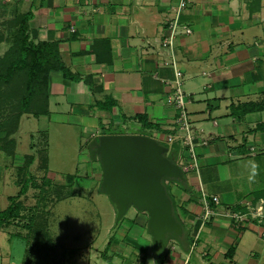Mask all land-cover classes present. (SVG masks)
Instances as JSON below:
<instances>
[{
    "label": "crops",
    "instance_id": "1",
    "mask_svg": "<svg viewBox=\"0 0 264 264\" xmlns=\"http://www.w3.org/2000/svg\"><path fill=\"white\" fill-rule=\"evenodd\" d=\"M177 3L0 0V15L5 9L10 14L30 13L29 39L55 43L61 60L77 76L68 78L62 71L52 70L48 113H24L16 133L22 131L25 116L31 122L44 118L43 126L31 123L27 130L32 139L40 138L41 146L47 144L52 126L76 130L79 160L89 163L90 177L101 191L102 168L97 158H91L90 142L112 133L146 134L165 141L167 134L177 132L179 110L170 96L177 87L175 71L179 70L196 139L198 168L183 169L186 184L165 181L184 232L180 238L170 239L158 254L147 229L148 212L131 207L121 217L135 211L132 222L148 234L150 244L142 247L149 253H141L145 260L140 264L149 263L151 256L153 264H264V219L246 216L236 222L218 214L204 224L201 220L204 194L219 211H247L248 205L257 206L264 199V129L257 128L264 122V0H190L172 32L169 24ZM170 35L172 43H165ZM16 147L17 141L14 154ZM173 147L177 149L175 158L188 163L187 149L180 142ZM249 161L259 164V174L251 182ZM14 162L22 165L21 160L14 158ZM213 195L218 202L211 200ZM46 212H34L38 216L34 226L42 231L36 240H51L44 244L45 249L52 248L54 239L46 230ZM120 244L126 245L124 241ZM34 247L31 253L37 264L40 246ZM8 258L0 251V264H7Z\"/></svg>",
    "mask_w": 264,
    "mask_h": 264
},
{
    "label": "rangeland",
    "instance_id": "2",
    "mask_svg": "<svg viewBox=\"0 0 264 264\" xmlns=\"http://www.w3.org/2000/svg\"><path fill=\"white\" fill-rule=\"evenodd\" d=\"M4 12L0 15V67L16 58L17 52L14 50L18 45V24L15 22L18 13L10 14L8 9ZM25 77L26 70L20 69L12 79L13 83L1 89L0 136L9 129L6 121L8 122L19 101L18 92L23 88ZM14 86L20 87L19 90L15 89L18 93L15 96L12 91ZM27 118L25 116L23 120L22 131L11 135L17 141L16 154L7 153L4 149H12L14 144L6 143L4 138H0V209L10 204L9 197L16 195L21 187V181H18V164L14 162V158L22 163L24 155L28 153L34 154L36 158L29 171L35 175L37 184L30 186L21 197V219L15 220L12 227L0 232V251L5 257H9L7 264H35L31 251L36 248L37 236L28 233L24 225H28L32 213L39 209L47 212L51 210L45 214L48 218L45 229L53 234L54 239L52 248L49 246L47 249L42 247L38 248L39 251L35 250L41 257L37 264H140L144 261L145 256L141 253H147L148 248L142 246L148 247L150 244L147 232L136 222H132L136 216L133 210L118 223L115 222L116 214L110 198L99 190V185L90 177L89 163L79 160L80 137L77 131L72 130L73 128L54 129L52 126L47 144L44 142L41 146L38 144L40 138L32 139L27 130L31 123L35 127L43 126L45 120L43 118L31 122ZM33 145H36V149L39 146L38 150L32 148ZM45 152L49 159L47 170L42 166ZM67 174L76 175L75 179L78 181L70 183ZM46 177L52 182H47ZM58 198L60 199L57 200ZM134 239L137 243H134ZM45 240L44 238L43 241ZM122 241L126 245H121ZM45 242L43 244H49L51 240L48 238ZM57 242L61 244L56 245ZM28 244L31 245L28 247ZM117 257L123 258V262ZM149 258L147 264H153L152 256Z\"/></svg>",
    "mask_w": 264,
    "mask_h": 264
},
{
    "label": "water",
    "instance_id": "3",
    "mask_svg": "<svg viewBox=\"0 0 264 264\" xmlns=\"http://www.w3.org/2000/svg\"><path fill=\"white\" fill-rule=\"evenodd\" d=\"M102 168L100 189L116 208V222L135 207L148 212L147 229L155 253L183 235L166 180L185 181L183 168L158 139L138 133L102 134L89 144Z\"/></svg>",
    "mask_w": 264,
    "mask_h": 264
},
{
    "label": "trees",
    "instance_id": "4",
    "mask_svg": "<svg viewBox=\"0 0 264 264\" xmlns=\"http://www.w3.org/2000/svg\"><path fill=\"white\" fill-rule=\"evenodd\" d=\"M29 17L30 13L18 15L16 19L17 21H15L18 24V33L16 36V43L18 45H16V48L14 50L17 52L16 58L10 62L7 61L5 66L0 67V95L3 86L13 83L12 79L14 78L15 74L20 71V69L26 70V77L25 79H23V88L21 89V92H18L20 94L19 101L14 106L13 114L8 118V122L6 121V124H9V129L0 136L1 139H5L4 141L6 143L12 142L14 144L12 149L3 148L5 151H7V153H10L12 155L14 154V147L16 142L13 137H11V135L18 131L21 116L24 113H31L35 116L48 113V84L50 79V72L52 70H60L63 72L64 76L68 78H77V76H75L61 60L55 43L46 41L34 43L29 39ZM15 89L19 90L20 87L14 86V88L12 89L14 96L16 94L18 95ZM145 118L146 117L142 115L139 116V119L145 120ZM145 121L144 124H147V122ZM257 128L264 129V122L259 123L257 125ZM174 151L177 152V149H175ZM174 154L175 153H172V155L170 156L173 157ZM34 159V154H26L24 155V161L22 165L18 166V173L20 175L18 181H21V187L16 195L9 197L10 204L6 208L0 210V229L4 226H8L14 223L15 220L19 219L22 216L20 212L22 205L21 197L27 193L30 186L37 184L35 175L29 171L31 164L34 162ZM47 164V156L46 154H44L42 166L45 170H47ZM67 177L68 181L72 183L76 175L67 174ZM45 180L49 182L51 179L46 177ZM45 180L43 182H45ZM51 182L52 180L50 181V183ZM182 182L183 184L187 183L186 179ZM59 199L60 198H58L57 200ZM37 217L38 216H36L33 212L30 217V221H33V223L28 222V225H24V229H27L28 233H33V235L35 234V236H37L36 238L39 237L40 239V234H42V231L40 232V230H37V227L33 226L35 221L37 222ZM121 219L122 218H120L119 220ZM43 242V240H38L36 241V244H38L40 248H42L44 246Z\"/></svg>",
    "mask_w": 264,
    "mask_h": 264
},
{
    "label": "built area",
    "instance_id": "5",
    "mask_svg": "<svg viewBox=\"0 0 264 264\" xmlns=\"http://www.w3.org/2000/svg\"><path fill=\"white\" fill-rule=\"evenodd\" d=\"M190 0H178L177 6H176V14L175 17L170 21L169 27L171 28V31H175L177 27L180 25V15L181 11H183ZM185 31L187 33L191 32V28L186 26ZM165 43H172V35L169 37L164 38ZM175 81H176V89L174 93L170 96V102H172L179 110V115L177 117V132L170 133L166 135L165 143L168 147V154L172 155L174 153L175 148L173 145L175 142H180L182 147H185L187 149V156L190 158L188 160V163H183L181 161H178L175 158V155H173V158L179 163V165L185 170L190 167L198 168V161L196 158V151H195V145H196V139L194 134L192 133V123L188 119V113L185 108V95L186 93L181 88V72L179 70L175 71ZM205 142V141H204ZM251 149L253 150L254 147L251 146ZM186 157V156H185ZM204 204H203V213L201 215L202 223L204 224L205 221L210 219L214 215L223 214L227 217L233 218L236 222L243 221L246 216L251 218H256L259 221H262L264 219V199L260 200L259 205H248L247 211H238V210H225V211H219V209L216 206H213L210 203V200L207 198V196L204 194ZM211 200L213 202H218V196L213 195L211 197ZM202 224V225H203Z\"/></svg>",
    "mask_w": 264,
    "mask_h": 264
},
{
    "label": "clouds",
    "instance_id": "6",
    "mask_svg": "<svg viewBox=\"0 0 264 264\" xmlns=\"http://www.w3.org/2000/svg\"><path fill=\"white\" fill-rule=\"evenodd\" d=\"M249 176L248 179L249 181H254L256 176L259 174V164L256 163L255 161H249Z\"/></svg>",
    "mask_w": 264,
    "mask_h": 264
}]
</instances>
